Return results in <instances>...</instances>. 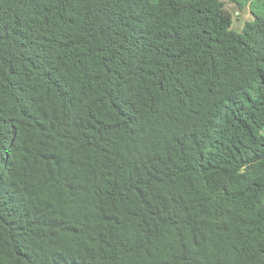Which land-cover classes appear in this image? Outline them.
I'll list each match as a JSON object with an SVG mask.
<instances>
[{
	"label": "trees",
	"instance_id": "obj_1",
	"mask_svg": "<svg viewBox=\"0 0 264 264\" xmlns=\"http://www.w3.org/2000/svg\"><path fill=\"white\" fill-rule=\"evenodd\" d=\"M0 264H264V0H0Z\"/></svg>",
	"mask_w": 264,
	"mask_h": 264
},
{
	"label": "rangeland",
	"instance_id": "obj_2",
	"mask_svg": "<svg viewBox=\"0 0 264 264\" xmlns=\"http://www.w3.org/2000/svg\"><path fill=\"white\" fill-rule=\"evenodd\" d=\"M227 10H229L232 14H234V22H233V28L241 31L243 28V25L246 21L252 20L253 15L250 13V7L249 5L246 6L243 10H239L238 7L235 4L227 3L226 5ZM256 13L259 12L258 9H254ZM239 14V16H237Z\"/></svg>",
	"mask_w": 264,
	"mask_h": 264
}]
</instances>
